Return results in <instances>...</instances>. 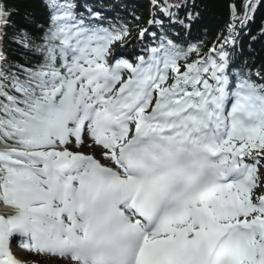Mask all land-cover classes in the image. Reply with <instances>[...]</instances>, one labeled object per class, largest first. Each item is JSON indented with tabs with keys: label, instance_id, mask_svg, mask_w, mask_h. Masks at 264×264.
I'll list each match as a JSON object with an SVG mask.
<instances>
[{
	"label": "snow or ice",
	"instance_id": "6c2138e0",
	"mask_svg": "<svg viewBox=\"0 0 264 264\" xmlns=\"http://www.w3.org/2000/svg\"><path fill=\"white\" fill-rule=\"evenodd\" d=\"M151 3L161 33L135 62L112 52L127 25L73 0H45L38 42L15 30L33 67L0 47V264H25L14 241L62 264H264V69L234 68L225 48L257 3L231 5L204 53L164 32L187 0ZM9 17L0 4V45Z\"/></svg>",
	"mask_w": 264,
	"mask_h": 264
},
{
	"label": "trees",
	"instance_id": "16d2710c",
	"mask_svg": "<svg viewBox=\"0 0 264 264\" xmlns=\"http://www.w3.org/2000/svg\"><path fill=\"white\" fill-rule=\"evenodd\" d=\"M88 8L113 10L118 26L127 25L129 34L132 36L141 25L153 16V7L150 0H81ZM73 2H75L73 0ZM175 2V0H169ZM188 7L178 11V18L184 21L185 27L180 23L170 24L165 30V34L178 46L187 48L189 45H199L202 53L207 52L215 44H219L228 35L229 24L232 23L231 5L236 6V14L243 12V5L246 0H187ZM257 8L252 19L246 26L241 27L239 20L236 21L235 31L238 33L237 43L233 47L227 46V51L231 53L232 66L243 68L245 64L253 72L264 69V0H254ZM117 3V6H116ZM0 4L5 6L10 13L9 27L5 29L8 39L4 40L1 47L4 50L8 65L23 64L25 67H33L39 62L37 56L21 48L17 43L12 42L16 29H25L29 36L37 40L42 35V30L48 27L49 10L45 7V0H0ZM81 12V11H80ZM191 12L194 19H186L187 13ZM137 17L139 19H137ZM157 19H160L158 12ZM161 29L158 26V37ZM255 37V39H253ZM154 41L153 37L150 38ZM189 57V61L195 59ZM183 64L184 61L182 60ZM3 67V63H0ZM13 68H5V71H14ZM23 78V77H21ZM255 78V77H254ZM5 83H9L5 81ZM9 94H16L11 88L6 89ZM0 101L4 97L0 96ZM6 102V101H5Z\"/></svg>",
	"mask_w": 264,
	"mask_h": 264
},
{
	"label": "rangeland",
	"instance_id": "374dc122",
	"mask_svg": "<svg viewBox=\"0 0 264 264\" xmlns=\"http://www.w3.org/2000/svg\"><path fill=\"white\" fill-rule=\"evenodd\" d=\"M107 18L108 19H110V17L112 16L111 15V13H108L107 12ZM127 44H122V43H120V44H114L113 46H112V52H115L116 50H119V49H122V50H127L128 52L130 51V50H132L133 48H134V46H135V42H133V41H128V42H126ZM122 45H123V47H122ZM123 58H126L125 56H122ZM132 60L133 61H135V58H133L132 57ZM80 149H82L83 150V147L82 148H80ZM86 151V150H85ZM262 171H264V169H262ZM17 252H18V254H20V255H23V258L25 259V262L27 263V264H44L43 263V256H36L34 253H31V252H27V251H25V249L23 248V247H21V246H19L18 247V250H17ZM46 264H48V261H46Z\"/></svg>",
	"mask_w": 264,
	"mask_h": 264
},
{
	"label": "bare ground",
	"instance_id": "6f19581e",
	"mask_svg": "<svg viewBox=\"0 0 264 264\" xmlns=\"http://www.w3.org/2000/svg\"><path fill=\"white\" fill-rule=\"evenodd\" d=\"M141 50V48L139 47L138 43L135 44L134 48L132 50L128 51H124L122 49L116 50L115 51V55L116 56H135V58L138 56L137 54L139 53V51ZM83 150L85 151L86 154H95V155H99V151L98 150H93L92 148H89L87 146L83 147ZM100 156V155H99ZM13 247V251L19 256V259L25 262V259L23 258V255L18 254L17 250L19 247V244L13 242L12 244ZM43 263L46 264V261H48V264H62V262L59 260V258H43Z\"/></svg>",
	"mask_w": 264,
	"mask_h": 264
}]
</instances>
